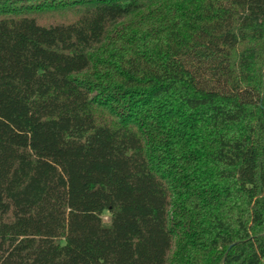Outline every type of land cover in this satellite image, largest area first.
Returning a JSON list of instances; mask_svg holds the SVG:
<instances>
[{
	"label": "trees",
	"instance_id": "trees-1",
	"mask_svg": "<svg viewBox=\"0 0 264 264\" xmlns=\"http://www.w3.org/2000/svg\"><path fill=\"white\" fill-rule=\"evenodd\" d=\"M0 264H264V0H0Z\"/></svg>",
	"mask_w": 264,
	"mask_h": 264
},
{
	"label": "rangeland",
	"instance_id": "rangeland-1",
	"mask_svg": "<svg viewBox=\"0 0 264 264\" xmlns=\"http://www.w3.org/2000/svg\"><path fill=\"white\" fill-rule=\"evenodd\" d=\"M102 220H103V222L107 223V221H108V216H107L106 214H104V215L102 216Z\"/></svg>",
	"mask_w": 264,
	"mask_h": 264
}]
</instances>
